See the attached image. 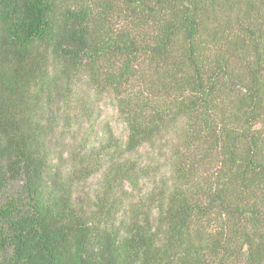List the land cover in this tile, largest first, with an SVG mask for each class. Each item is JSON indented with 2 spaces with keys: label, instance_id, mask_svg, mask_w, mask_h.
I'll use <instances>...</instances> for the list:
<instances>
[{
  "label": "trees",
  "instance_id": "obj_1",
  "mask_svg": "<svg viewBox=\"0 0 264 264\" xmlns=\"http://www.w3.org/2000/svg\"><path fill=\"white\" fill-rule=\"evenodd\" d=\"M11 184L0 264H264V0H0Z\"/></svg>",
  "mask_w": 264,
  "mask_h": 264
},
{
  "label": "rangeland",
  "instance_id": "obj_2",
  "mask_svg": "<svg viewBox=\"0 0 264 264\" xmlns=\"http://www.w3.org/2000/svg\"><path fill=\"white\" fill-rule=\"evenodd\" d=\"M80 94H84L83 88L78 89ZM87 95V94H86ZM86 101L90 103L88 115L84 117L82 121V131L88 133L89 143L87 144V150L92 149L93 146L98 147L99 143L105 141L108 133H113L116 137L120 139H126L127 128L125 123L120 119L117 110L112 103L111 99L106 97H98L94 95L86 96ZM68 145L66 144L62 150H66ZM61 149V148H60ZM67 154V153H66ZM99 184V177L92 178L86 183L84 192L91 195L97 188ZM146 189H150L153 186V182L149 179L145 182ZM18 193V186L11 184L4 191L3 195L0 197V204L5 203L7 200L12 199ZM0 260L2 256L0 253Z\"/></svg>",
  "mask_w": 264,
  "mask_h": 264
}]
</instances>
